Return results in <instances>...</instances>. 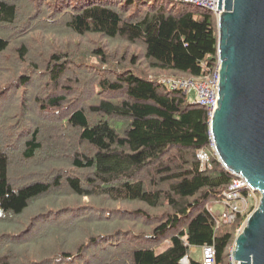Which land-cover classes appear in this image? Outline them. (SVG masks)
Masks as SVG:
<instances>
[{
  "label": "trees",
  "instance_id": "1",
  "mask_svg": "<svg viewBox=\"0 0 264 264\" xmlns=\"http://www.w3.org/2000/svg\"><path fill=\"white\" fill-rule=\"evenodd\" d=\"M122 1L119 5L116 0H0V55L9 53L6 67L0 66V76L6 74L5 69L12 70V80L26 92L31 80L21 69L34 49L35 58L29 60L34 71L44 67L39 75L51 76L56 86L62 79V86L54 90L61 89V95L36 92V107L42 111L62 107L75 89L85 88V72L102 92L120 95L90 97L59 125L40 122L28 133L22 145L26 161L47 155L61 142L43 149V134L53 139L60 135L63 140L72 132L85 149L68 157L66 169L59 166L60 155L53 148L46 157L52 166L47 176L15 185L8 175L9 152L0 147V230H23L8 242L0 235V264H69L74 256L84 262L83 255L91 248L98 249L91 264H181L185 257L187 264H203L190 259L188 252L204 246L214 247V264H229L237 231L244 227L247 216L216 227L209 209L220 201L234 177L212 151L206 110L160 83L164 76L159 75L169 72V77L202 81L212 77L219 66L216 17L183 2ZM59 26L79 37L140 44L146 67L155 73L143 74L136 54L129 58L130 68L112 69L101 45L80 48L77 55L100 63L105 72L97 75L90 69L75 70V54L67 48L54 47L45 55L23 40L17 46L9 40L19 36V31ZM117 57V62L128 58L123 51ZM200 150L209 157L205 170L196 158ZM57 192H64L71 201L88 199L91 204L75 220L26 230L45 210L33 207L36 202L49 197L52 209L65 205L59 203L63 194ZM120 203L139 207L122 210L116 207ZM26 214L30 219L24 224L21 218ZM71 227L74 234L66 232ZM68 235L86 241L87 246L82 244L76 254H70L76 244L70 243L73 237ZM163 239L168 246L157 252Z\"/></svg>",
  "mask_w": 264,
  "mask_h": 264
},
{
  "label": "rangeland",
  "instance_id": "2",
  "mask_svg": "<svg viewBox=\"0 0 264 264\" xmlns=\"http://www.w3.org/2000/svg\"><path fill=\"white\" fill-rule=\"evenodd\" d=\"M78 2H82L84 0H77ZM90 1V0H88ZM105 1V0H104ZM119 2V5L123 3L122 0H116ZM61 9L63 6L60 7ZM217 19V18H216ZM34 25V24H32ZM63 26L59 27H53L46 30H32L31 32H23L20 33V35H16L15 37H12L11 45L17 46L21 41L23 40L26 43H29L34 48H38L40 52L47 55L49 50L51 48L59 46L66 51L69 49L72 51L75 60V64L72 65L75 70H78L80 68L84 69H90V71L95 72L97 75H103L104 69L101 67V64L96 62L94 59L88 60V58H81L77 55H79V49L80 48H89L92 49L93 47L97 45H101L105 48V52L108 55L109 60L112 62V69H117L118 71H125V68H130L131 65L129 63V58L131 55H138L139 57V63L138 69H141L143 71V74H150L151 76L155 73V71H152L151 69H148L145 65V61L143 58V48L142 45L137 44L134 46H130L129 44H126L123 41H109L108 39H105L104 37L99 36H85V37H79L74 34H71L69 32H66V30H62ZM217 27V23H216ZM34 28V27H33ZM31 28V29H33ZM57 28H61V30H57ZM67 48V49H66ZM125 52L127 55V59L122 60V62H117V54L119 52ZM9 53H4L0 55V66L5 68L7 63ZM35 58V51L32 49V53L29 54V57L22 65L21 74L27 75L30 77V83L27 85L26 92H24V89H21V86L18 81L12 80V70H6V74L1 77L0 76V88L1 86L3 88L0 89V122L4 120V123L2 125V129L0 128V147L2 149L7 150L9 152L10 157V165H9V178L11 182L15 185H19V183H23L27 180H33L35 177L38 176H47V172H49L52 168L50 162L47 163V155L49 154L50 150L55 148V151L60 157H58L57 160L60 162V167L63 169H66L69 164V156L74 153V151H83L85 149V145L79 146L77 138L74 137L72 132L68 131L66 128L64 129V132H70L68 138L63 139L60 137V135L57 136V139L50 138L47 134L42 135V141L43 143V149H47L52 144H54L57 140H60L62 142L57 143L59 146L57 147V144L50 148L48 154H38L35 159L31 161H26L23 159V142L24 139L27 138L28 133L32 132L38 125H41L40 122H52L55 123V125H59L60 122H64V120L69 116V114L72 112L73 109L83 106L84 102L90 97H94L97 95H100L99 97H108V98H120L119 93L118 94H111V93H105L102 92L98 87L93 86L95 85V81H90L92 79V75L88 72H85V88L81 90V87L75 89L76 92H74L72 95L67 96V102L60 108H51L43 110L36 107L34 102V96L36 92L38 91V94L42 93V96H45L48 92H51V94L55 93V95H61L62 90L60 89V92L54 91L57 86H62V79L58 81L57 86L53 83L51 76L43 74L39 75L40 72H43L44 67H42V71H34V68H32L31 65H29V60ZM34 60V59H33ZM44 60L43 58L41 61ZM5 61V63H4ZM138 63V62H137ZM87 66L90 67H96L98 70H94V68H87ZM112 72V71H111ZM2 72H0L1 74ZM11 73V74H10ZM46 73V72H44ZM84 73V74H85ZM113 73V72H112ZM83 74V75H84ZM9 75V76H8ZM65 75V74H64ZM159 75H162L164 77L172 76V74H169V72L160 73ZM41 77H43V82L40 85L39 89V83L41 81ZM163 78V77H162ZM11 82L9 86H5L4 84H7ZM186 99L190 102L196 101V95L194 92H192L190 95L186 96ZM23 108L25 111H23ZM96 117V116H94ZM72 138V141H71ZM71 142V143H70ZM60 148V149H59ZM46 160V161H45ZM56 160V161H57ZM138 178V177H136ZM63 194L60 198L59 203H65V205H62L59 209L54 208L52 209V202L50 201L49 197H47L44 200H41L39 202H36L33 207H45V210L42 214H40V218L35 220L31 225H29L26 230H32L34 231L39 225L41 224H48L52 223L51 226H54L62 221H71L75 220L80 216V213H85V208H88V204H91V202L88 199L84 200H69L70 198L64 193V192H57ZM259 195V194H258ZM117 208H120L122 210H129L134 211L139 206L137 204L128 205V204H117ZM80 209V210H78ZM210 211L213 213L221 212L222 211V204L217 202L211 205ZM63 213V214H62ZM89 213V212H88ZM90 214V213H89ZM59 217L57 218L56 216ZM88 215V214H86ZM43 216V217H42ZM45 216V217H44ZM30 214H26L21 218V222L23 221L24 224H27L26 222H29ZM54 222V223H53ZM130 226V224H129ZM24 228V229H25ZM71 228H68L66 230L67 233L74 234L75 232H71ZM78 230V229H77ZM242 229H239L237 232L240 234ZM23 230H21L18 227H10L6 230H0V235L5 238V241H12L13 239H16L17 236L22 235L21 233ZM25 235H29L25 232ZM72 236V235H68ZM70 243L75 242L74 251L70 254L74 255L76 252L80 249L82 244H85L86 241H78V239L75 236H72ZM112 237V236H108ZM60 238V237H58ZM107 239V237L105 238ZM105 239H101V242L105 241ZM4 245V243H3ZM5 246V245H4ZM87 244H85V247ZM168 241L166 239L162 240L161 246L157 249V252H160L161 250L167 248ZM96 251L98 249L91 248L88 252L84 253V258L86 260L84 262L81 261L80 256H74L73 260L69 264H91L93 262V255L96 254ZM34 253V250H32V253ZM89 253L92 257L89 258ZM188 256L190 259L195 261L201 260V253L199 248H195L193 251L192 248H189ZM18 264V263H16ZM28 264V263H27ZM60 264H66V263H60Z\"/></svg>",
  "mask_w": 264,
  "mask_h": 264
},
{
  "label": "water",
  "instance_id": "3",
  "mask_svg": "<svg viewBox=\"0 0 264 264\" xmlns=\"http://www.w3.org/2000/svg\"><path fill=\"white\" fill-rule=\"evenodd\" d=\"M217 107L209 119L214 155L259 194L234 240L233 260L264 264V0H218Z\"/></svg>",
  "mask_w": 264,
  "mask_h": 264
},
{
  "label": "built area",
  "instance_id": "4",
  "mask_svg": "<svg viewBox=\"0 0 264 264\" xmlns=\"http://www.w3.org/2000/svg\"><path fill=\"white\" fill-rule=\"evenodd\" d=\"M172 2H183L196 5L200 8L206 9L213 13L217 18L218 0H169ZM160 83L164 84L171 90L182 92L185 96L192 92L196 95V101L193 103L204 108L209 119L217 107L218 98V68L213 73L212 77L207 80H195L186 77H161ZM213 151V145H212ZM214 152V151H213ZM196 158L200 162L202 170L209 167V157L204 150L196 153ZM226 191L222 192L219 203L222 204V211L213 213L210 211L216 227L224 224H233L239 216H249L257 209L259 202V195L252 188L248 186L241 176H233ZM210 210V209H209ZM201 253V262L203 264H214V247L204 246L199 248ZM233 249L228 257L229 264H239L235 262L232 257ZM188 258L185 257L181 264H187Z\"/></svg>",
  "mask_w": 264,
  "mask_h": 264
},
{
  "label": "crops",
  "instance_id": "5",
  "mask_svg": "<svg viewBox=\"0 0 264 264\" xmlns=\"http://www.w3.org/2000/svg\"><path fill=\"white\" fill-rule=\"evenodd\" d=\"M192 250L194 251V250H195V248H192Z\"/></svg>",
  "mask_w": 264,
  "mask_h": 264
}]
</instances>
